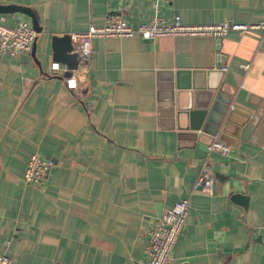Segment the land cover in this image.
Instances as JSON below:
<instances>
[{"label": "crops", "instance_id": "1", "mask_svg": "<svg viewBox=\"0 0 264 264\" xmlns=\"http://www.w3.org/2000/svg\"><path fill=\"white\" fill-rule=\"evenodd\" d=\"M8 4L31 8L41 31L35 56L0 55V255L9 264H139L145 227L186 198L166 264H264L262 30H230L219 45L213 37L94 38L88 63L71 66L75 89L51 69L69 66L53 56V36L109 13L132 25L175 13L187 23H255L264 0H0ZM20 20L32 25L24 12L0 13L2 24ZM216 62L225 67L229 123L218 134L226 155L206 150L218 134L186 127L167 80L177 68ZM249 121L242 139L235 127ZM31 154L53 159L37 184L23 180ZM201 168L213 178L210 192L192 187Z\"/></svg>", "mask_w": 264, "mask_h": 264}, {"label": "built area", "instance_id": "2", "mask_svg": "<svg viewBox=\"0 0 264 264\" xmlns=\"http://www.w3.org/2000/svg\"><path fill=\"white\" fill-rule=\"evenodd\" d=\"M262 30L264 32V20L255 23L232 22L221 20L217 22H183L180 15L175 13L166 19L154 16L147 22L132 25L119 12L106 15L100 24H89L85 30L69 32L71 51L76 54L77 63L87 64L92 53V40L106 37H132L138 36L143 40H154L160 37H213L221 38L228 31ZM36 35L32 25L26 20L17 21L15 24L0 23V55H20L29 53L33 39ZM248 64L243 67L247 68ZM51 69L62 71L70 70L67 66L59 67L58 62H52ZM221 69H225L221 66ZM66 88L75 89L77 79L71 73L64 79ZM229 144L213 137L207 144V152H218L226 155L230 151ZM53 164L50 157H40L31 154L26 162L23 172V180L29 184H37L45 177ZM213 178L200 169L193 182V189L199 188L203 192H210ZM188 199L184 198L171 207L166 208L160 215L152 219L145 227L147 239V257L139 264H166L171 256L174 243L185 224L187 216ZM10 258L6 254L0 255V264H9Z\"/></svg>", "mask_w": 264, "mask_h": 264}, {"label": "water", "instance_id": "3", "mask_svg": "<svg viewBox=\"0 0 264 264\" xmlns=\"http://www.w3.org/2000/svg\"><path fill=\"white\" fill-rule=\"evenodd\" d=\"M14 11H21L26 13L31 18L32 27L36 32L33 39L30 53L35 56V45L37 34L41 31V26L38 24L37 17L34 11L27 6H20L17 4H8L0 6V13H7ZM220 38L216 39L218 45ZM53 56L57 60H61L69 65L68 67L76 65V54L71 51V43L69 34L63 36H53ZM55 42H64V45L57 46ZM66 42V44H65ZM38 62V61H37ZM222 71L221 64L216 62L213 68H177L171 72L168 80V87L175 91V104L178 109V116L181 114L185 117L186 127L191 129H206L207 132L216 135L219 131H223L225 126L229 123L228 116L225 115V109L222 107L225 103L220 95L224 89V83L221 82L219 75ZM70 70L64 72V75L69 76ZM171 98V93H170ZM252 121L238 126L240 128V135L242 139L251 128ZM220 133V132H219ZM217 138L224 141L218 134Z\"/></svg>", "mask_w": 264, "mask_h": 264}]
</instances>
